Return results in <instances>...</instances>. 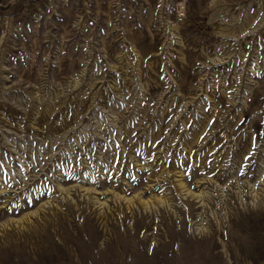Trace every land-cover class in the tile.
<instances>
[{
    "label": "rangeland",
    "instance_id": "rangeland-1",
    "mask_svg": "<svg viewBox=\"0 0 264 264\" xmlns=\"http://www.w3.org/2000/svg\"><path fill=\"white\" fill-rule=\"evenodd\" d=\"M0 264H264V0H0Z\"/></svg>",
    "mask_w": 264,
    "mask_h": 264
}]
</instances>
